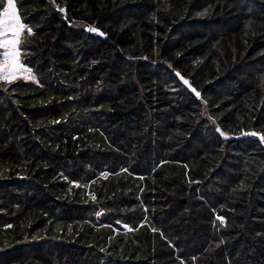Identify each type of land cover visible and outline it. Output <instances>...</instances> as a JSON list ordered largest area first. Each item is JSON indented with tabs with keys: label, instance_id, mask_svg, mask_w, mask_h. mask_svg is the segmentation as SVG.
Listing matches in <instances>:
<instances>
[{
	"label": "trees",
	"instance_id": "1",
	"mask_svg": "<svg viewBox=\"0 0 264 264\" xmlns=\"http://www.w3.org/2000/svg\"><path fill=\"white\" fill-rule=\"evenodd\" d=\"M17 1L0 264H264V0Z\"/></svg>",
	"mask_w": 264,
	"mask_h": 264
},
{
	"label": "rangeland",
	"instance_id": "2",
	"mask_svg": "<svg viewBox=\"0 0 264 264\" xmlns=\"http://www.w3.org/2000/svg\"><path fill=\"white\" fill-rule=\"evenodd\" d=\"M14 11L17 18L15 24H10L9 17L4 13L11 12L8 7V0H0V22H4L7 31L0 34V87L2 84L9 85L10 82L23 79L31 83V89L38 91L35 95L34 103L45 102L54 96L48 83L42 82L33 64H29L25 60L26 47L33 41L35 34L32 25L26 21L21 12L17 0H13ZM75 25H82L81 21H74ZM13 33H18L13 35ZM13 41L15 43L13 44ZM15 52V60L4 56L5 52ZM218 130L222 131L217 123ZM114 244V239L111 240Z\"/></svg>",
	"mask_w": 264,
	"mask_h": 264
},
{
	"label": "snow or ice",
	"instance_id": "3",
	"mask_svg": "<svg viewBox=\"0 0 264 264\" xmlns=\"http://www.w3.org/2000/svg\"><path fill=\"white\" fill-rule=\"evenodd\" d=\"M8 7H9V9H12V11L11 12H7L6 11L4 13V15L6 17H9V20H10L9 26H10L11 24H15L17 22V18H16L15 11H14L13 0H8ZM6 31H7V27L5 26L4 22H0V34H3ZM17 34L18 33H13L14 36L17 35ZM14 43H15V41H13V44ZM4 56H5L6 59L11 58V59L15 60L16 53L15 52H7L6 51L4 53ZM177 75H179V74H177ZM184 83L187 84L188 81H184ZM193 91H195V89H193ZM197 95H199V93H197ZM219 219L222 220V218H219Z\"/></svg>",
	"mask_w": 264,
	"mask_h": 264
}]
</instances>
